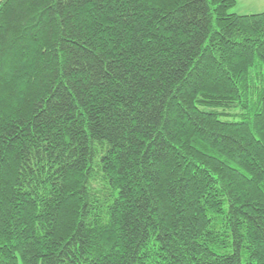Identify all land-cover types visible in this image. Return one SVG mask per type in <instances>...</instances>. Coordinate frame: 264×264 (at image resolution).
Segmentation results:
<instances>
[{"label": "trees", "instance_id": "16d2710c", "mask_svg": "<svg viewBox=\"0 0 264 264\" xmlns=\"http://www.w3.org/2000/svg\"><path fill=\"white\" fill-rule=\"evenodd\" d=\"M0 0V264H264V11Z\"/></svg>", "mask_w": 264, "mask_h": 264}, {"label": "rangeland", "instance_id": "374dc122", "mask_svg": "<svg viewBox=\"0 0 264 264\" xmlns=\"http://www.w3.org/2000/svg\"><path fill=\"white\" fill-rule=\"evenodd\" d=\"M233 12L242 13H259L264 11V0H236V6Z\"/></svg>", "mask_w": 264, "mask_h": 264}]
</instances>
